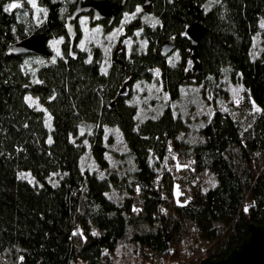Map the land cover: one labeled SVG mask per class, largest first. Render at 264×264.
I'll return each mask as SVG.
<instances>
[{"label": "trees", "instance_id": "16d2710c", "mask_svg": "<svg viewBox=\"0 0 264 264\" xmlns=\"http://www.w3.org/2000/svg\"><path fill=\"white\" fill-rule=\"evenodd\" d=\"M77 2L0 0V264H101L125 237L144 260L183 261L187 237L193 264L225 256L248 220L264 221V0H128L119 35L76 40L72 56L65 18ZM195 20L205 34L193 53ZM35 33L58 50L47 41L49 56L7 54ZM165 40L176 48L163 57ZM156 81L166 101L146 90ZM186 87L213 94L195 138L175 107ZM111 126L125 148L117 165ZM86 153L92 168L81 167ZM203 170L217 184L188 189Z\"/></svg>", "mask_w": 264, "mask_h": 264}, {"label": "rangeland", "instance_id": "374dc122", "mask_svg": "<svg viewBox=\"0 0 264 264\" xmlns=\"http://www.w3.org/2000/svg\"><path fill=\"white\" fill-rule=\"evenodd\" d=\"M13 4L19 5V3ZM30 7L34 18H37L38 16L42 17L41 7L35 4L30 5ZM79 29L80 36L78 38V45L80 48L89 45L91 41H96L97 43L109 42L116 38L122 30L121 25H118L116 27H112L109 31H106L98 25H92L89 18L86 17H83L79 20ZM48 47L52 50H58V41H48ZM153 74L154 76H159L160 69L156 67L153 70ZM224 86L227 88L231 99L236 100L237 102L241 100L242 88L239 84L225 83ZM146 90L149 92L152 91L157 100L159 98L163 99L164 101L168 99V95L165 91H163L159 81H156L155 84L148 86ZM212 100L213 94L210 92H201L198 90V88L186 87L181 98L175 104V107L183 112L187 122L189 123L188 134L190 137L195 138L198 135V125L201 123L202 119L205 117L209 118L214 113L215 107L212 103ZM145 102L149 103L150 98ZM148 106L151 107L152 105ZM222 109H224V105H222ZM107 140V145L109 146L110 150H112L110 152L112 163L114 165H117V162L123 163L125 159H121L120 155L125 152V148L120 136V132L116 127L111 126L107 128ZM93 166L94 162L92 157L89 155V153H86L81 160V167L92 168ZM26 178L31 181L33 180L29 174H26ZM186 178L189 179L187 176L185 179ZM50 181L55 182V179L51 178ZM216 184L217 178L215 175L208 170H203L199 175L190 180V184L189 186L187 185V188L190 189V186L193 185L196 186L200 191L205 192L206 190L214 187ZM178 192L183 193V189H181V191L176 189V195L179 194ZM192 245L193 242L190 237L185 238L184 242L180 244L179 253L184 257V260L181 262H179L180 260L178 259H170L164 256L150 261L144 260L135 244L129 241L128 237H125L118 242L112 251H103L101 264H193L194 262L192 263V260L190 259L193 257L192 255L196 254L197 252L194 251Z\"/></svg>", "mask_w": 264, "mask_h": 264}, {"label": "water", "instance_id": "95a60500", "mask_svg": "<svg viewBox=\"0 0 264 264\" xmlns=\"http://www.w3.org/2000/svg\"><path fill=\"white\" fill-rule=\"evenodd\" d=\"M151 1L152 0H143V6H149ZM122 6L123 3L119 5V7ZM115 7L116 4L109 0H78L75 8L65 18V31L69 39L70 55L76 56L77 54L73 51L74 42L77 37L75 25L76 19L81 14H87L92 11V22L109 17L110 25L112 22V9ZM185 34L189 39L191 51L195 53L199 42L205 34L204 26L198 20H195L187 26ZM47 41L48 37L44 33H35L10 46L7 54H35L49 56L51 51L47 47ZM175 48L176 45L173 42L165 40L161 45L160 54L161 56L166 57L172 53ZM195 59L196 54H193L192 60L194 61L195 69L198 70L199 65ZM190 67L191 64L188 65V68ZM247 223L248 235L244 237L240 243L230 246L229 251L225 256L218 259L206 257L201 260L200 264H264V221L261 224H254L248 220Z\"/></svg>", "mask_w": 264, "mask_h": 264}, {"label": "flooded vegetation", "instance_id": "af4514ba", "mask_svg": "<svg viewBox=\"0 0 264 264\" xmlns=\"http://www.w3.org/2000/svg\"><path fill=\"white\" fill-rule=\"evenodd\" d=\"M96 1H99V0H96ZM110 2L112 3H115L116 4V7L112 9V13H111V18H112V22L111 24L109 25V22H110V18L109 17H106V18H103V19H99L97 20L96 22H92L91 19H92V15H93V12L90 11L89 13L87 14H81L75 21V25H76V31H77V37L75 39L78 40L79 36H80V29H79V20L83 17H86V18H89L90 20V23L92 25H98L102 28L104 27H116L118 25H121V27H123V18L125 16V11H124V2L128 1V0H109ZM143 2V0H142ZM123 3V6L122 7H119V5ZM78 29H79V34H78Z\"/></svg>", "mask_w": 264, "mask_h": 264}, {"label": "snow or ice", "instance_id": "6c2138e0", "mask_svg": "<svg viewBox=\"0 0 264 264\" xmlns=\"http://www.w3.org/2000/svg\"><path fill=\"white\" fill-rule=\"evenodd\" d=\"M10 8H15V7H18V5L17 4H12V5H10L9 6ZM137 11H139V9H137ZM58 55H59V53H57ZM27 99V98H26ZM248 209H247V207L245 208V211H247Z\"/></svg>", "mask_w": 264, "mask_h": 264}]
</instances>
